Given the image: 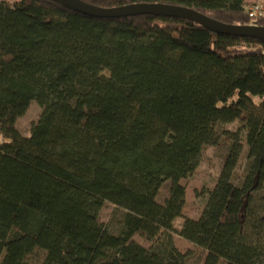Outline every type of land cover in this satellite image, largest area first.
<instances>
[{"label":"trees","instance_id":"16d2710c","mask_svg":"<svg viewBox=\"0 0 264 264\" xmlns=\"http://www.w3.org/2000/svg\"><path fill=\"white\" fill-rule=\"evenodd\" d=\"M81 1L181 6L226 26H264L245 0ZM32 101L42 112L25 137L16 123ZM235 121L236 131H219ZM222 137L217 183L199 218L184 217L181 181ZM0 138V264H28L36 247L41 264H185L176 233L225 264H264L260 40L184 18H95L53 0H2ZM105 202L121 210L116 232L98 221Z\"/></svg>","mask_w":264,"mask_h":264},{"label":"rangeland","instance_id":"374dc122","mask_svg":"<svg viewBox=\"0 0 264 264\" xmlns=\"http://www.w3.org/2000/svg\"><path fill=\"white\" fill-rule=\"evenodd\" d=\"M7 1L13 2L14 0ZM103 74L108 76L106 71H104ZM41 112L42 109L36 104V102L32 101L28 111L23 116L19 117L16 126L17 130H19L21 133L24 132V134L27 133L29 136L30 125L32 122H35L39 119ZM238 126L239 122L235 121L231 124L221 125L219 131H236ZM228 144L229 142L222 137L219 146L205 147L194 175L185 181H181L185 186L186 194L185 207L182 212L184 217H191L194 219L199 218L201 211L205 207L204 204L207 199V192L211 191L217 183L223 156L226 153L227 147L229 146ZM246 152L247 146L244 144V150L240 155L241 157L236 167L237 176H241L246 169ZM169 187V181L164 182V185L161 187L157 196L158 202H163L164 198L168 196ZM120 212V209L116 208L109 202H105L99 212L98 221L103 224L105 229L107 228L112 232H116ZM182 223L183 218H177V220L173 223V228L176 230V232L180 230ZM172 239L177 250H179L181 253L188 254L185 264H225L216 255H213L203 249L201 250L191 242L189 243L188 241H185L178 235V233L173 234ZM133 240L139 243L141 246L146 248L150 247V243H147L137 235L133 237ZM45 255L46 252L44 250L36 247L32 253L25 256L24 260L28 264H41L45 260Z\"/></svg>","mask_w":264,"mask_h":264},{"label":"water","instance_id":"95a60500","mask_svg":"<svg viewBox=\"0 0 264 264\" xmlns=\"http://www.w3.org/2000/svg\"><path fill=\"white\" fill-rule=\"evenodd\" d=\"M59 3H64L71 8L79 11L82 14H87L92 17L99 18H121L133 16H160L166 18H184L197 23L198 25L209 29L212 33L231 35L234 37H244L249 39H257L264 42V26L259 27L253 24L249 26H231L224 25L218 21H214L207 16H203L194 10L185 7H177L172 5L160 4H132L121 6L119 8L102 9L94 7L81 0H53Z\"/></svg>","mask_w":264,"mask_h":264},{"label":"built area","instance_id":"2783aa9c","mask_svg":"<svg viewBox=\"0 0 264 264\" xmlns=\"http://www.w3.org/2000/svg\"><path fill=\"white\" fill-rule=\"evenodd\" d=\"M244 12L251 19H256L264 13V0L244 5Z\"/></svg>","mask_w":264,"mask_h":264},{"label":"crops","instance_id":"0c3cea01","mask_svg":"<svg viewBox=\"0 0 264 264\" xmlns=\"http://www.w3.org/2000/svg\"><path fill=\"white\" fill-rule=\"evenodd\" d=\"M255 1H260V0H245V3L250 4V3L255 2ZM30 105H31V103H30ZM17 123H18V121H17ZM17 123H16V126H17ZM22 135L25 137H28L27 133L24 134V132H23Z\"/></svg>","mask_w":264,"mask_h":264},{"label":"bare ground","instance_id":"6f19581e","mask_svg":"<svg viewBox=\"0 0 264 264\" xmlns=\"http://www.w3.org/2000/svg\"><path fill=\"white\" fill-rule=\"evenodd\" d=\"M2 142V141H1Z\"/></svg>","mask_w":264,"mask_h":264}]
</instances>
